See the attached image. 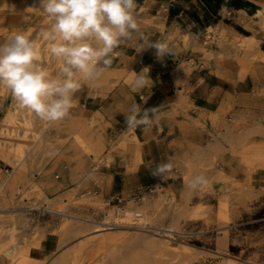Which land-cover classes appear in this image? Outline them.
Here are the masks:
<instances>
[{"label": "rangeland", "instance_id": "374dc122", "mask_svg": "<svg viewBox=\"0 0 264 264\" xmlns=\"http://www.w3.org/2000/svg\"><path fill=\"white\" fill-rule=\"evenodd\" d=\"M252 1L257 11L251 22L264 36V0ZM50 23L38 8V0H0V43L17 31L26 32L37 41L40 66L56 73L62 62L51 56L42 36ZM205 37L211 47L205 50V60L227 69L242 66L239 79L250 72L254 62L264 61L257 45L242 46L240 42L236 47L225 30L210 28ZM82 83L101 86L104 82L100 78ZM255 96L258 109L238 111L228 105L210 116L214 128L220 129L219 122L226 123L221 126L227 131L221 145L227 160L218 157L213 148L211 159H185L181 183L188 190L186 201L169 190L158 192L157 186L110 203L98 191L105 184L103 169L114 164L116 153L129 151L132 135L121 132L112 139L101 120L82 111L75 97L66 117L43 121L21 109L11 92L0 85V264H20L22 260L24 264H58L61 259L66 264H264V190L251 196L250 183L219 172L221 165L231 162L251 174L264 171V85L256 87ZM229 120L235 125L228 124ZM7 160L13 167L19 164L10 177L3 168ZM140 162L135 159L136 165ZM196 176L206 177L208 183L191 189L188 184ZM194 195L198 198L192 202ZM209 195L216 197L212 203L206 199ZM247 201H253L251 206ZM130 204L133 210L129 213L110 216L111 210ZM47 207L78 218L31 211ZM143 226L190 233L191 237H175L198 250L186 256L173 251L164 238L142 230ZM224 227L227 245L222 255H216ZM36 236L40 237L38 248L50 239L56 251L44 259L33 257Z\"/></svg>", "mask_w": 264, "mask_h": 264}, {"label": "crops", "instance_id": "0c3cea01", "mask_svg": "<svg viewBox=\"0 0 264 264\" xmlns=\"http://www.w3.org/2000/svg\"><path fill=\"white\" fill-rule=\"evenodd\" d=\"M136 4L138 30L114 49L112 63L106 70L111 72L110 78H103L101 86L82 83L74 97L82 111L101 120L112 139L121 132H129L125 118L133 105L142 111L156 109L150 125L129 133L137 137L129 151L116 153L114 164L103 169L105 184L98 191L105 200H128L133 194L158 186V192L169 190L186 201L188 190L181 183L184 160L211 159L215 156L212 148L219 152L218 157L227 160L221 145L227 134L221 126L226 123L219 122L216 126L220 129L214 128L210 116L220 114L228 105L238 111L258 109L255 89L264 85L263 60L254 62L242 79V66L235 64L227 69L206 61L205 50L210 51L211 47L206 45L205 35L210 28L225 30L236 47L240 36L256 35L260 40L257 52L264 59V36L251 22L257 8L252 0H136ZM156 42L167 43L171 50L163 60L157 58L155 49L148 48ZM144 69L149 83L133 91L136 74ZM227 78L238 80L232 82ZM137 158L141 160L138 165ZM169 161L173 164L169 173L162 177L152 174L156 164ZM65 169L68 173V166ZM219 172L250 183L251 196L264 190V171L251 174L246 167L231 162L221 165ZM197 198L194 195L190 201ZM215 198L206 196L210 201ZM252 203L247 201L248 206ZM55 251L54 241L48 239L31 255L44 259Z\"/></svg>", "mask_w": 264, "mask_h": 264}, {"label": "clouds", "instance_id": "9594fccd", "mask_svg": "<svg viewBox=\"0 0 264 264\" xmlns=\"http://www.w3.org/2000/svg\"><path fill=\"white\" fill-rule=\"evenodd\" d=\"M38 8L51 21L43 39L51 56L62 64L56 73L41 67L36 39L17 31L0 43V85L11 92L21 109L51 123L69 114L81 80H98L111 65L114 49L138 30L137 4L136 0H38ZM148 48L155 49L160 60L171 53L167 43L156 42ZM146 71L136 74L133 91L149 83ZM155 112V108L142 111L133 105L126 125L129 129L146 127ZM172 168L170 161L161 162L152 174L162 177ZM207 183L206 177L196 176L188 187L197 189Z\"/></svg>", "mask_w": 264, "mask_h": 264}, {"label": "bare ground", "instance_id": "6f19581e", "mask_svg": "<svg viewBox=\"0 0 264 264\" xmlns=\"http://www.w3.org/2000/svg\"><path fill=\"white\" fill-rule=\"evenodd\" d=\"M239 39L241 41V45L242 46L246 45V44H252V45H257L258 46L259 42H260L254 37L240 36ZM241 45H239V46H241ZM110 73L111 72H109V71H105V72H103L101 77L102 78H107V77L110 78L109 77ZM112 73H114L113 75L115 77H121V75L119 73H115V72H112ZM108 78H107V80H108ZM131 132H133V130L129 129V133H131ZM132 138L134 140H137V137L135 136V134H133ZM8 166H12V162L10 160L6 161V166L3 167V168L5 169ZM18 166H19V164L15 165L14 168L16 169ZM37 175H38V173H35V176H37ZM60 197H61V199L64 198L62 196H60ZM63 200H66V199H63ZM142 200H143L144 203H147L148 198L144 197V198H142ZM197 207H200V205H198ZM47 208H45L46 209L45 211L51 212L53 214L54 213L55 214H60L61 216H64L65 219H68V220H70V219L72 220V219H77L78 218V217L70 216L67 213H65L64 211H61V210H58V209H52L51 207H47ZM32 209H35V208H32ZM131 210H133V205L132 204L126 205V206L122 207L119 210L116 209L115 212H113L111 210L110 212L112 214L110 216L118 218L119 214H121V213H129ZM102 229L105 230V229H107V227H103ZM141 229L144 230V231H150L154 235L161 236L166 241L164 244H166L173 251L175 250V251H177V252H179V253H181V254H183L185 256L189 255V251L198 250V248L194 247L193 245L185 243L184 241H178L177 238L175 237V236L185 237V236H188V234H190V233L183 232V231H180L178 229H174L173 227H156V228H152L150 230L149 228L143 226V227H141ZM222 229L223 230L220 232V238H219L218 243H217L218 250H216L214 252V254H216V255H222V250L227 245V229L225 227L222 228ZM99 230H100V228L97 229L96 231H99ZM38 240H40V237L36 236L34 238L33 242L36 243ZM38 247H39V242H37L35 244V248L37 249ZM24 263H25V260H22V262L20 264H24ZM58 264H66V261L64 259H61Z\"/></svg>", "mask_w": 264, "mask_h": 264}, {"label": "built area", "instance_id": "2783aa9c", "mask_svg": "<svg viewBox=\"0 0 264 264\" xmlns=\"http://www.w3.org/2000/svg\"><path fill=\"white\" fill-rule=\"evenodd\" d=\"M14 171H15V168L12 167V166H8V167L5 168V173H6L7 177H10L14 173ZM31 211L43 212L44 214H47V213L48 214H52L51 212H47L45 210L42 211V210H38V209H36V210L32 209ZM188 235L191 237L192 234H188Z\"/></svg>", "mask_w": 264, "mask_h": 264}, {"label": "trees", "instance_id": "16d2710c", "mask_svg": "<svg viewBox=\"0 0 264 264\" xmlns=\"http://www.w3.org/2000/svg\"><path fill=\"white\" fill-rule=\"evenodd\" d=\"M242 33L245 34V35H248V33H246L245 31H242Z\"/></svg>", "mask_w": 264, "mask_h": 264}]
</instances>
